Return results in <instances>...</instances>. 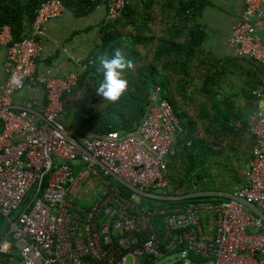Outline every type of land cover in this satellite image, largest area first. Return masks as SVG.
<instances>
[{
  "label": "built area",
  "instance_id": "obj_1",
  "mask_svg": "<svg viewBox=\"0 0 264 264\" xmlns=\"http://www.w3.org/2000/svg\"><path fill=\"white\" fill-rule=\"evenodd\" d=\"M243 1L227 45L264 70V43L254 24L264 18V0ZM101 3L108 22L126 7L124 0ZM65 12L60 1L49 0L28 36L13 42L7 26L0 31V264H126L129 257L131 264H152L179 251L213 264H264V108L249 128L245 187L223 202L149 207L146 202L183 199L165 193L178 118L154 86L130 131L71 135L60 121L64 100L93 57L63 76L35 73L47 25ZM37 91L44 94L41 107ZM21 92L27 101L18 104ZM251 96L264 102V89ZM93 195L86 206L76 204ZM201 210L214 215L212 236L203 231Z\"/></svg>",
  "mask_w": 264,
  "mask_h": 264
},
{
  "label": "crops",
  "instance_id": "obj_2",
  "mask_svg": "<svg viewBox=\"0 0 264 264\" xmlns=\"http://www.w3.org/2000/svg\"><path fill=\"white\" fill-rule=\"evenodd\" d=\"M210 2L213 5L208 10L206 8L201 16L207 37L200 48V60L195 63L197 70L191 83L192 93L188 94V102H179L177 109L181 126L177 135L180 137L186 132L187 138H199L195 157L199 156L201 160L195 161L192 169L190 154L176 137V155L170 158L168 166L171 177L180 181L177 188L171 191L172 195L182 196L181 202L193 199L190 204L199 205L223 202L246 186L253 143L249 128L257 110L264 108V102L251 96L252 90L264 89V70L249 58L239 56L235 49L227 45L228 38L244 13V1ZM99 9L93 13L91 25L86 20L93 14L76 18L69 12L48 23L42 42L43 50L36 60V74L50 72L54 76H63L80 70L82 59L89 56L99 43V25L106 19V10L102 7ZM254 24L256 35L264 43V18H257ZM2 79L0 53V82ZM36 97L38 107H41L44 103L43 92L37 91ZM15 101L18 104L26 102L25 92L17 94ZM215 102L219 106L223 105L222 102L230 105L234 119L230 135L223 136L222 142H216L209 134L218 125ZM209 147L222 150V154L210 155L202 162L203 152ZM182 186L186 188L185 192L179 191ZM199 214L203 231L207 236H212L214 215L206 210H201Z\"/></svg>",
  "mask_w": 264,
  "mask_h": 264
},
{
  "label": "trees",
  "instance_id": "obj_3",
  "mask_svg": "<svg viewBox=\"0 0 264 264\" xmlns=\"http://www.w3.org/2000/svg\"><path fill=\"white\" fill-rule=\"evenodd\" d=\"M49 0H0V31L7 26L13 42H18L30 33L32 22L41 4ZM66 12L76 18L87 17L97 11L101 0H58ZM125 9L120 18L99 25V43L96 49L84 58L87 61L100 52L120 48L127 59L133 61V69H125L122 74L128 82L127 90L120 99L111 103L94 96L93 106L86 108L84 124L93 135L108 131L126 133L131 130L134 122L141 119L149 93L154 86L161 88V96L167 99L176 116L178 99L186 100L192 93L191 83L194 82L195 63L200 60V48L205 43L207 34L201 22L204 10L211 6L210 0H124ZM158 27V28H156ZM145 53H143V50ZM94 82L96 89L102 74L95 72L94 66L84 72L74 92L82 89L85 79ZM174 94H173V88ZM190 88V89H189ZM103 102L102 104H100ZM218 125L209 131L216 140L222 142L223 136H229L234 120L232 108L226 102L219 106L215 102ZM208 115L207 113H205ZM89 127V128H88ZM181 138V139H180ZM178 143H184L192 160L194 169L197 142L194 136L187 138L186 132L178 136ZM214 143L216 144V142ZM202 150V148L200 149ZM222 150L209 147L203 152V160L210 155H220ZM172 193H168L171 196ZM193 199L183 202H161L159 207L189 205ZM149 207L153 203L146 202ZM159 228H161L158 225ZM192 264L208 260L189 254Z\"/></svg>",
  "mask_w": 264,
  "mask_h": 264
},
{
  "label": "rangeland",
  "instance_id": "obj_4",
  "mask_svg": "<svg viewBox=\"0 0 264 264\" xmlns=\"http://www.w3.org/2000/svg\"><path fill=\"white\" fill-rule=\"evenodd\" d=\"M211 4L213 5L212 2ZM209 8L210 7H207V10ZM93 18H94V14L87 18L86 23L91 25V21ZM142 51L143 53H145L144 49ZM122 78L125 79L124 74H122ZM174 89H175V86L173 88V94H174ZM96 95H97L96 86L94 85V82L91 79L86 78L84 87L76 92H73V94L67 96L66 99L64 100L65 101V113L60 116V121L66 126L68 132L77 139H80L82 137H88V136L91 137L93 135V133L89 129L86 128V124H84V113H86V108L94 107L93 100H94V96ZM97 97L103 98L98 95ZM175 99L178 101V107H179V102H188L187 99H189V97H187L186 100L178 99V97H175ZM102 103L103 102H101L100 104ZM94 108L97 109V107H94ZM169 180H170V186L168 188L169 190L165 191L166 194L172 193L171 191H173L174 188H177L178 182H180L172 178L171 173L169 174ZM98 185L100 184L98 183ZM185 189L186 188L182 186V188H180L179 191L185 192ZM94 199H95V195L90 196V198H87V200H84V202L76 201V204L78 206L83 207L87 205L88 201H93ZM161 202L163 201H152L151 203H153L152 205L159 206L161 205ZM131 261L132 259L129 257L127 259L126 264H131ZM4 263L7 264V260L4 259ZM14 263H18V259H15ZM152 264H192V261L190 259L189 254L179 251V252H175L169 255L163 260L160 259V260L154 261ZM199 264H213V262L203 261Z\"/></svg>",
  "mask_w": 264,
  "mask_h": 264
},
{
  "label": "clouds",
  "instance_id": "obj_5",
  "mask_svg": "<svg viewBox=\"0 0 264 264\" xmlns=\"http://www.w3.org/2000/svg\"><path fill=\"white\" fill-rule=\"evenodd\" d=\"M92 63L95 72L102 74L96 94L108 102H117L128 87V82L122 78V73L125 69L134 68L133 61L127 59L120 48H113L111 53L107 50L98 53Z\"/></svg>",
  "mask_w": 264,
  "mask_h": 264
}]
</instances>
